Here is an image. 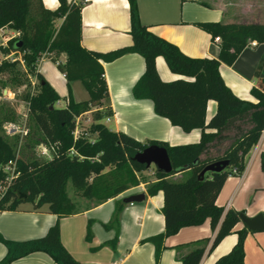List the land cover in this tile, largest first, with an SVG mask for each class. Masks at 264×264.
<instances>
[{"label": "trees", "instance_id": "1", "mask_svg": "<svg viewBox=\"0 0 264 264\" xmlns=\"http://www.w3.org/2000/svg\"><path fill=\"white\" fill-rule=\"evenodd\" d=\"M126 1L129 4L131 45L108 53H95L80 44L81 2L57 0V8L50 10L42 0H0V29L20 33L21 46L17 51L24 53L26 68L34 70L45 53L64 54L66 62L57 69L67 82L80 81L89 95L86 102L69 100L65 108H54L59 96L41 75L36 74L38 93L30 96L27 90L22 98L29 104V119L42 140L31 138L23 153L43 142L54 150V154L42 163L23 154L22 159L16 160L11 182L6 179L3 169L15 160L14 135L9 139L2 127L4 124L18 126L21 118L9 106H0V186L6 189L0 196V213L30 204L33 210L47 206V211L56 215L58 220L71 216L76 209L66 195L68 182L86 200L100 204L114 199L137 187V175L148 170L132 162L131 158L148 146H158L167 151L172 171L163 174L154 170L156 182L148 186L146 192L148 196L163 194L161 212L165 232L144 242L153 245L158 262L165 238L175 235L183 227L198 226L208 220L211 230L216 231L209 249L211 252L223 238L235 232L240 216H244L243 212H224L216 205L217 197L229 176L243 174L246 156L264 131V79H257L250 90L254 102L244 101L227 88L219 69L222 65H233L249 44H264V25L196 23L212 39L219 38L220 43L217 59H193L151 33L139 19L136 0ZM126 54L140 55L145 64L143 75L132 89L133 98L149 100L157 116L167 119L184 133L200 130L198 143L173 147L151 141L139 143L122 133L111 132L99 123L111 115L102 64ZM158 57L164 60L172 74L183 79L163 82L155 65ZM19 67L18 63L4 62L0 66V75L9 77L7 81L17 87H28L27 75ZM209 101L216 103V111L206 122ZM93 107L99 110L90 127V133L96 134V138L92 144L83 138L74 142L77 118L91 112ZM220 161H228L225 170L200 177L206 166ZM259 164L264 172V152L260 153ZM105 168H108L107 172H103ZM184 172L189 175L183 181L168 180ZM119 211L117 209L106 229L118 227ZM262 215L264 217V213ZM235 233L236 244L213 264H243L247 231L242 229ZM0 243L6 248L0 264H11L35 252L45 253L56 264H78L61 244L58 221L41 238L16 242L0 235ZM203 255L204 248L194 249L181 257L180 263L199 264Z\"/></svg>", "mask_w": 264, "mask_h": 264}, {"label": "crops", "instance_id": "2", "mask_svg": "<svg viewBox=\"0 0 264 264\" xmlns=\"http://www.w3.org/2000/svg\"><path fill=\"white\" fill-rule=\"evenodd\" d=\"M82 3L81 47L95 53H108L131 45L129 35V4L126 0H68ZM44 6L55 10L57 0H42ZM139 19L154 35L175 45L185 56L193 59H217L219 43L198 28L196 23L258 24L264 25V0H136ZM55 60V63L54 61ZM64 65L66 56L54 53L43 55L36 64L35 73L63 98L65 108L72 100L86 102L89 95L80 81L67 82L57 69ZM157 73L163 82L183 77L172 74L164 60H155ZM108 91L109 117L102 121L109 131L122 133L139 143L158 142L171 147L196 144L201 131L184 133L170 122L154 113L149 100H136L132 89L144 73L145 64L138 54H126L110 63L102 64ZM219 73L223 82L237 98L254 102L250 95L257 79H264V44H249L231 66L222 65ZM216 111V103L206 106V122ZM86 114V113H85ZM214 152V151H213ZM211 152L212 154H214ZM264 152V131L259 142L252 147L245 159V170L240 177L229 176L216 205L224 212H243L247 218L264 213V172L260 170L259 156ZM137 176L139 185L103 203L78 201L76 213L58 220L47 208L40 210L18 207L15 211L0 213V235L9 241L38 239L57 221L60 241L64 249L78 264H181L180 258L197 248H204L199 264H213L226 255L237 242L236 231L245 229L243 264H264V231L250 232L240 221L235 232L226 236L209 251L216 235L209 221L198 226L181 228L163 241L158 262L155 249L144 241L164 234L165 224L161 212L163 194L147 195L148 186L156 182L153 170ZM146 173V174H145ZM153 175L140 181V175ZM187 172L168 178L181 182ZM143 194L139 203H125L133 195ZM119 209V224L106 229ZM114 243V246L112 244ZM6 248L0 243V261ZM11 264H56L48 255L35 252Z\"/></svg>", "mask_w": 264, "mask_h": 264}, {"label": "rangeland", "instance_id": "3", "mask_svg": "<svg viewBox=\"0 0 264 264\" xmlns=\"http://www.w3.org/2000/svg\"><path fill=\"white\" fill-rule=\"evenodd\" d=\"M20 68V67H19ZM23 72L24 70L20 68ZM27 75V80H28V87L19 86L17 87L15 84H12L7 81V76L5 75H0V89H2V96L0 98V106L7 105L10 108L14 110V112L20 116L21 118V126L20 125H12V124H4L2 127L4 135H8L9 139L12 138V142L14 143V154L16 159H22L23 154H27L28 157L32 158L33 160L42 163L45 161L50 160V158L54 154V150L50 149L46 145H43V142L35 146L31 149H29L28 152L23 153V148L26 144L30 143V139L35 137L38 138L39 140H42V136L39 134L38 130L35 129L33 126L32 122L29 119V114H28V108L26 106V101L23 100L22 96L27 92V90L30 92V96H35L38 93V85H36L35 88H32L30 85V79L33 80L35 77V69L34 70H29V68H26V72H24ZM4 85V86H3ZM5 92V93H4ZM60 104L55 103L54 108H62L64 106V100L61 96ZM93 112V113H91ZM88 112L86 114H82L80 117L77 118L76 120V130L75 133L73 134L74 142L83 138L86 141H88L90 144L94 141L96 138V134L90 133V127L92 124L95 123L94 120V115L99 112L96 108H92V111ZM101 120L99 123L102 124ZM153 170L152 172L154 173V168L151 167ZM108 168H105L103 172H107ZM149 171V170H147ZM4 173V171H3ZM146 174V173H145ZM140 175V181L145 182L147 181L150 177H153V175ZM189 175L187 173L186 177ZM185 177V178H186ZM66 195L70 199V201L74 204L75 209L79 208L76 205H78V201L80 200H86L83 197H81L79 194H77L70 182L67 183L66 186ZM94 202V201H92ZM19 207L24 208V209H32V206L30 204H22ZM43 208H47V206H44Z\"/></svg>", "mask_w": 264, "mask_h": 264}, {"label": "water", "instance_id": "4", "mask_svg": "<svg viewBox=\"0 0 264 264\" xmlns=\"http://www.w3.org/2000/svg\"><path fill=\"white\" fill-rule=\"evenodd\" d=\"M21 46V42L18 41L14 45V49H18ZM5 93V92H4ZM131 161L144 166L146 169L154 168L156 172L163 174H170L172 166L167 154V151L158 146H148L143 151L136 153ZM228 167V161H220L212 163L204 168L200 173V177H203L205 173H219ZM144 200L143 194L130 196L125 200V203H139ZM240 221L244 224L246 229L250 232L264 231V217L259 214L253 218H247L243 215L240 216Z\"/></svg>", "mask_w": 264, "mask_h": 264}, {"label": "built area", "instance_id": "5", "mask_svg": "<svg viewBox=\"0 0 264 264\" xmlns=\"http://www.w3.org/2000/svg\"><path fill=\"white\" fill-rule=\"evenodd\" d=\"M20 33L18 31H14L8 28L0 29V66L2 63H18L19 66L26 72L25 61L23 58L24 53H21L14 49V45L19 41ZM214 42L220 43L219 38H214ZM47 55V53L43 54ZM41 56V58L43 57ZM39 59V61L41 60ZM58 66V63L56 62ZM30 85L32 88H35L38 85V80L35 77L30 79ZM27 108H29V104L26 103ZM29 111V109H28ZM21 126V125H20ZM16 158L13 161H10L5 168L3 169L6 179L11 182L14 178L15 170H16ZM5 187L0 186V196L5 194ZM131 204V203H130Z\"/></svg>", "mask_w": 264, "mask_h": 264}]
</instances>
